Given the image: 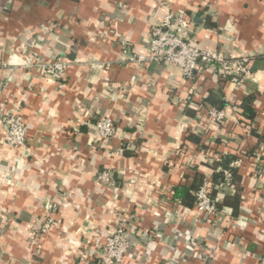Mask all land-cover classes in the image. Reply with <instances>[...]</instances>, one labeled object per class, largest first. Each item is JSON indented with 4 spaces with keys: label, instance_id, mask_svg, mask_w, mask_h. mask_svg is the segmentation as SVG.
Listing matches in <instances>:
<instances>
[{
    "label": "crops",
    "instance_id": "1",
    "mask_svg": "<svg viewBox=\"0 0 264 264\" xmlns=\"http://www.w3.org/2000/svg\"><path fill=\"white\" fill-rule=\"evenodd\" d=\"M170 11L203 48L250 57L244 84L212 67L189 80L176 65L127 62L124 50L147 56ZM58 58L65 78L41 72ZM210 108L224 125L207 122ZM7 111L28 127L24 149L5 142ZM102 116L118 126L108 143ZM227 154L236 173L214 184ZM206 182L216 216L174 200ZM121 218L134 233L121 264H264V0H0V264L92 263Z\"/></svg>",
    "mask_w": 264,
    "mask_h": 264
},
{
    "label": "built area",
    "instance_id": "2",
    "mask_svg": "<svg viewBox=\"0 0 264 264\" xmlns=\"http://www.w3.org/2000/svg\"><path fill=\"white\" fill-rule=\"evenodd\" d=\"M147 56L136 53L134 50H124L129 55L130 64L138 67L144 62H156L164 66L176 65L182 70L186 79L192 80L206 67L216 68L222 78L237 86L244 84L247 76L251 74V59L248 56H240L236 59L228 58L221 52L203 48L196 35L192 21L183 11L166 13L161 23L152 27L150 31V44ZM41 65V72L55 79H63L69 62L64 59H56ZM136 80L137 77L133 76ZM7 124L5 142L14 148H25L28 135V127L21 115L14 111L4 113ZM208 123L217 126L224 125L226 115L223 109L210 108L207 110ZM97 139L108 143L116 138L118 126L111 116H102L95 123ZM104 183L112 180L111 173L105 171L99 175ZM212 183L206 182L196 192L195 204L199 213H205L208 217L219 213L215 199L211 197ZM129 220L121 218L115 229L107 236L105 245L102 246L101 255H97V261L88 264H121L125 255L131 248V238L134 236L129 228ZM46 224L45 227H49ZM46 229V228H45ZM195 243V241H192ZM100 254V253H99ZM100 257V258H99ZM99 258V260H98Z\"/></svg>",
    "mask_w": 264,
    "mask_h": 264
},
{
    "label": "trees",
    "instance_id": "3",
    "mask_svg": "<svg viewBox=\"0 0 264 264\" xmlns=\"http://www.w3.org/2000/svg\"><path fill=\"white\" fill-rule=\"evenodd\" d=\"M253 66L251 67V71L253 70ZM217 92H211L210 93V97L207 99V101H209L210 103L221 107L223 102H221L218 98H217ZM253 100V96H250L246 99V102L244 103V110L245 112L248 114L247 116L249 118H254L255 117V112L252 109V102ZM236 156L232 155V154H227L226 156H224L222 158L221 161L216 162L215 164H213L214 169L216 170L217 168L221 167L223 169L222 172L220 173H216L214 175V179L213 182L214 184L217 183V178L221 177L222 174H224V171H230L232 173V175L234 176V174L236 173V169H234L232 167L234 160H235ZM223 178V177H221ZM216 191L211 190V197L214 199V195H215ZM174 200L175 201H179L181 204L187 206V207H191L194 204H196L197 202V196L195 193H193L191 191V189H189V187H185V186H180L178 187V189L176 190V193L174 195Z\"/></svg>",
    "mask_w": 264,
    "mask_h": 264
}]
</instances>
